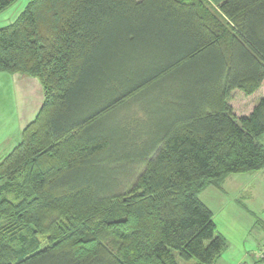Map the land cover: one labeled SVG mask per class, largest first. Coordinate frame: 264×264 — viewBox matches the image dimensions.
<instances>
[{"label": "trees", "instance_id": "1", "mask_svg": "<svg viewBox=\"0 0 264 264\" xmlns=\"http://www.w3.org/2000/svg\"><path fill=\"white\" fill-rule=\"evenodd\" d=\"M0 72L44 92L0 161V264L217 263L227 240L200 194L264 168V98L229 104L264 82V0H31L0 27ZM136 104L146 118L128 119ZM108 119L142 125L130 188L93 173L131 136Z\"/></svg>", "mask_w": 264, "mask_h": 264}, {"label": "rangeland", "instance_id": "2", "mask_svg": "<svg viewBox=\"0 0 264 264\" xmlns=\"http://www.w3.org/2000/svg\"><path fill=\"white\" fill-rule=\"evenodd\" d=\"M258 97L259 93L252 98L242 93L233 96L232 91L229 104L237 115H241ZM124 112H126L124 116L128 114L125 109L120 113V117H123ZM135 116L130 115L128 119ZM107 123L108 126L114 124L112 129L118 130L115 132L119 136H131L125 137L126 142L123 145L114 146L110 152L104 153L100 158L102 161L100 169L93 173L97 176V184L103 191L130 188L132 182L129 183L128 178L136 172V166L130 164L129 159H136L141 154L137 148L131 150V141L141 134L142 125L130 129L120 120L108 119L102 123V126L105 127ZM260 141L264 143V135ZM115 160H118L117 165H113ZM229 183L236 187H231L223 193L215 185H211L200 194V199L214 212L217 231L224 233L227 237L228 245L217 264H264V262H258L264 258V173L260 171V173L231 174L227 179V184ZM8 197L13 199V195ZM256 219L258 224L254 227ZM252 227H254L253 230ZM41 239L45 242V238Z\"/></svg>", "mask_w": 264, "mask_h": 264}, {"label": "crops", "instance_id": "3", "mask_svg": "<svg viewBox=\"0 0 264 264\" xmlns=\"http://www.w3.org/2000/svg\"><path fill=\"white\" fill-rule=\"evenodd\" d=\"M30 1L31 0H16L7 8L2 10L0 12V27L13 23ZM263 88L264 82L260 89L253 95H246V97L252 98L259 93V97L251 103L252 106L250 108L248 107L247 111H244L242 114L249 113L254 108L256 103L261 98H264V91H262ZM239 93L245 95L239 90H234L233 96L236 94L238 95ZM43 101V86L39 79L31 76L24 77L19 74L0 72V161L19 144L21 141L22 130L35 119ZM125 113L126 112L123 114L125 115ZM135 115L137 118L140 117L142 119L147 117L142 104H136ZM260 142L264 146V143L262 141ZM260 171L264 173V168L255 172L260 173ZM229 177L230 175L225 177L219 186L216 184L211 185H215L218 190L225 193L229 190V188L235 186L230 185L231 183L227 184V179H229ZM211 185H209V187ZM257 224L258 220L256 219L254 227ZM254 227H252V230ZM219 233L226 237L224 233ZM222 254L219 259H222Z\"/></svg>", "mask_w": 264, "mask_h": 264}]
</instances>
